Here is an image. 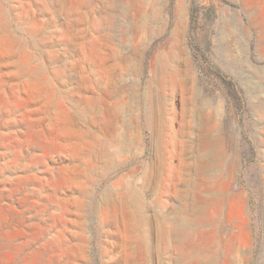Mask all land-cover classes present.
<instances>
[{"label":"rangeland","instance_id":"obj_1","mask_svg":"<svg viewBox=\"0 0 264 264\" xmlns=\"http://www.w3.org/2000/svg\"><path fill=\"white\" fill-rule=\"evenodd\" d=\"M0 264H264V0H0Z\"/></svg>","mask_w":264,"mask_h":264},{"label":"bare ground","instance_id":"obj_2","mask_svg":"<svg viewBox=\"0 0 264 264\" xmlns=\"http://www.w3.org/2000/svg\"><path fill=\"white\" fill-rule=\"evenodd\" d=\"M132 203V202H131ZM153 205V204H152ZM183 207V206H182ZM184 209H185V207H184ZM187 209V208H186ZM181 211V210H180ZM186 211V210H185ZM155 215V214H154ZM161 215V214H160ZM177 216V215H176ZM151 218V217H150ZM180 219H182V218H180ZM176 221H177V219H176V217L175 216H173L172 218H170L169 219V222H170V225H173V223L174 224H176ZM178 222H180V221H178ZM177 222V223H178ZM185 224V223H184ZM177 225V224H176ZM183 226V225H182ZM171 227H169V229H170ZM177 227H175V229H176ZM179 228V227H178ZM173 229V228H172ZM171 231V230H170ZM142 233V232H141ZM171 233V232H170ZM184 233V232H183ZM178 234V233H177ZM174 235V234H173ZM172 237V236H171ZM174 237V236H173ZM176 238V237H175ZM174 238V239H175ZM180 238V237H179ZM171 240V239H170ZM175 241V240H174ZM178 242V241H177Z\"/></svg>","mask_w":264,"mask_h":264}]
</instances>
